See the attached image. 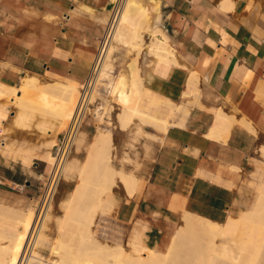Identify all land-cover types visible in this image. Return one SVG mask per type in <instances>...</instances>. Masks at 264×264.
<instances>
[{
	"label": "crops",
	"instance_id": "obj_1",
	"mask_svg": "<svg viewBox=\"0 0 264 264\" xmlns=\"http://www.w3.org/2000/svg\"><path fill=\"white\" fill-rule=\"evenodd\" d=\"M148 1L147 31L158 27L167 35L178 65H170L169 73L157 75L149 87L142 88V82L135 88L142 89L144 113L166 121V129L138 120L129 125L137 124L136 129L122 128L119 123L121 108L111 101L112 85L136 60L133 52L134 59L107 88V111L118 110L119 124L106 125L108 117L85 123L78 133L84 144L79 151L74 148L72 158L85 163L96 135L103 131L108 137L109 133L114 145L99 151L105 150L112 158L108 162L112 168L138 180L137 190L128 197L120 184L118 192L113 189V195H104L100 215L107 209L106 197L112 195L116 203L108 214L100 219L98 215L93 233L110 246L129 250L127 245L132 242L165 253L184 225L185 215L223 225L241 218L258 201L264 180L260 151L264 147V0ZM136 3L144 8L142 2ZM109 4V0H0V83L18 88L31 74L43 78L42 84L53 81L60 87L85 89L108 25L103 9ZM120 45L132 53L129 46ZM109 70L101 81L110 80L112 65ZM61 88L55 94H39L41 104L55 101L68 106L69 90ZM148 91L159 101L147 99ZM33 105L43 109L39 103ZM16 113L7 98H0L1 216L5 209L10 214L11 209L35 207L52 174L44 159L24 160L19 147L42 155L48 151V142L64 136L58 130L42 132L37 127L40 115L30 127H19ZM76 185L77 179L64 180L61 185L59 217L63 215L61 202ZM56 235L53 228L49 236L53 240ZM221 241V246L228 243ZM6 242L0 248H6ZM44 244L41 251L49 257L53 242ZM5 255L0 251V259Z\"/></svg>",
	"mask_w": 264,
	"mask_h": 264
},
{
	"label": "bare ground",
	"instance_id": "obj_2",
	"mask_svg": "<svg viewBox=\"0 0 264 264\" xmlns=\"http://www.w3.org/2000/svg\"><path fill=\"white\" fill-rule=\"evenodd\" d=\"M109 1L112 7L106 10V13L107 17H112L113 22L110 27L105 28L104 37L98 48L97 59L93 65L92 74L89 77L85 89L79 90L72 87H63L62 85L61 88L60 83L57 84L53 81L42 84L43 82L41 83L40 81L43 78L39 80V77H34L35 75L31 76L29 72L28 74L31 77L26 76L23 78L21 81L22 84L18 88L8 87L0 83V98H7L15 106L17 113L20 110V106L23 107L27 99L31 100L30 102L34 104L39 102L38 91H41V93L48 91L55 94L54 92L59 90L57 89L58 87L69 90V92H66L69 93L68 99L67 96H64L66 95L65 93L63 95L68 100H63L68 102V106H64L62 102L60 103L62 105H59L55 101L54 103L51 101L52 105L49 103L50 101L48 103L45 102L44 106L43 104L39 105L43 106L44 110L42 108L41 110L45 111L51 119L49 124L40 130L45 134L58 130L57 134L60 132L64 136L62 137L61 135L62 138L60 137V140L58 138V141L53 140L47 144L45 143L48 151L44 154L42 153V155L37 154L35 149L27 148L26 150H22L20 148L22 146L18 149L22 153L24 160L32 159L33 157L44 159L52 167L51 172L54 174V179L50 181V186L49 188L47 187L45 195L41 196L36 215L33 212L34 207H29L25 210L11 209L12 213L10 214L8 213L10 210L8 209L9 211L7 213L10 216L14 213L17 215H15L16 217H8L9 215L5 212L6 209H3L4 214L1 212L6 217L0 214V245L1 242H7L5 244L6 246L3 244L6 248H0L1 252L6 253L5 257L0 259V264H55L50 258L46 260L41 259L36 251L37 248L43 247L44 242H46L48 238L46 232L50 224L55 226L57 232V238L53 240L54 243L51 246L52 254L59 259H57L59 261L57 264L171 263L172 250H174L171 248H173V245H170L165 253H160L150 250V248L136 247L132 242H129L126 245L130 249L127 250V248L121 245L110 246L103 244L93 235V227L96 224L97 217L104 209V195L112 193L114 187H118V183L122 185V189L128 197H132L137 190L138 180L132 174L125 173L119 169L116 170L114 169L115 167L112 168L108 164L110 157L106 155L105 150L104 152L99 151L103 150L105 146L114 145L109 133V138L106 135L107 133L104 135L103 131L96 135L95 143L93 144V148H91V145V153L89 152L85 163H79L78 160L69 157L74 148L79 151V147L84 140H82V137H79L81 133L78 130H75L71 136L68 133L69 128L74 126L79 108L81 107L82 122L88 116H93L102 121V116L107 111V105L104 102L102 104L97 99L98 94L96 90L100 81L99 76L101 78L108 76V70L111 67L108 60L118 49L120 43L127 45V47L129 46L132 53L145 51L150 55L149 60L146 62L147 71L144 80L145 84L142 88L149 87L157 75L166 76L169 73L170 65H178V62L175 60L174 48L170 45L171 43H169L170 41L164 32H160L158 28H155L154 31L148 33L140 28L143 20V9L134 0ZM131 65L130 63V66L128 65L129 67L126 68L122 76L112 85L111 101L117 105L119 104L121 108L120 113H118L119 116H117L119 123L122 128L126 127L128 129L131 123L133 124L135 120H138L153 126L160 124L159 127L164 131L166 129V121L160 122L158 120V122L142 110V89H137L134 86L133 73L135 71L133 69L135 66L133 67ZM148 92V95H146L148 96L146 97L147 99L151 102L155 100L156 102L159 101L156 98L157 96L153 95V91ZM59 98L62 99V95ZM161 101V103L164 102L163 100ZM163 104L169 106L170 103ZM90 106H94V109H91ZM32 109L37 111L38 108L34 106ZM42 134H39L40 137L45 135ZM22 144L24 143L22 142ZM0 146L3 147V145ZM94 148L95 150L92 151ZM112 148L110 151L114 152ZM106 151L109 152L108 148ZM260 151L262 153L261 155L264 156V147ZM112 154L109 155L112 157ZM60 177L63 180L77 179V185L68 198L61 202L60 208L63 211V215L59 217L53 216L52 211L54 209V191ZM88 192H90L93 202L86 207H81L79 202ZM259 192L258 201L251 211L245 212V214L243 213L241 218L230 219L228 223L223 225L192 216V214L188 215V222L191 228L194 231L204 232L212 241L210 260L220 258L228 264L259 263L264 250V216L262 215L264 210V180L261 183ZM239 225L243 227V242L237 258L232 256L228 251L221 256L217 255L214 252V248L218 241L222 238L228 240L232 237Z\"/></svg>",
	"mask_w": 264,
	"mask_h": 264
},
{
	"label": "rangeland",
	"instance_id": "obj_3",
	"mask_svg": "<svg viewBox=\"0 0 264 264\" xmlns=\"http://www.w3.org/2000/svg\"><path fill=\"white\" fill-rule=\"evenodd\" d=\"M136 1L142 2V4H144L143 5L144 8H142L140 6L143 9V20H142V24H141L140 28L143 31L148 32V33L154 31V29L158 28V27H154L151 31H147V30H150V18H151V13L149 10V1L148 0H136ZM136 1L134 0L135 3H136ZM137 5L139 6V4H137ZM108 6L104 5V9H103L104 12H106V10H109ZM112 22H113L112 17H108V25H106V26L110 27L112 25ZM158 29L160 30V32H163L160 28H158ZM97 53H98V51H97ZM135 54H137V57H136V60L133 62L132 66L133 67L135 66L133 69L135 71L133 73V77H134V84H135L134 86H137L138 84H140L142 82L144 83V80L146 77V71H147L146 62L149 60L150 55L148 52H145V51H141L140 53H135ZM133 59H134V54L133 53L127 54V49L125 48V46L120 45L118 47V49L116 50V52L108 60V62H110L112 65L111 78H110V80L101 81L102 78L99 76L100 81H99V84H98V87L96 90V92L98 94L97 99L102 104H103V102H104V104H108L107 103L108 102V89L107 88H109L108 87L109 83L111 81H114L115 78L120 75L121 71L123 70V67L127 63L131 62ZM44 93H48V91H45L42 93H41V91H38L37 95H38L39 102H37V103L41 104V97L39 96V94L42 95ZM30 101L31 100L27 99L24 103V106L23 107L20 106V110L16 116L15 124L19 127H22V128H28V127H30V125L33 122L32 119L34 120L36 115H40L42 117V121L37 125V127L39 129H41L44 126H46L47 124H49V122L51 120L50 116L48 114L43 115L42 114L43 111L40 108H39L40 110L37 109V111H34V109H32V107H34L33 106L34 103L33 102L31 103ZM108 105H110V103ZM108 105L106 107L107 110L109 108ZM90 107H91V109H94V106H90ZM21 110H24V111H21ZM117 112H118V110L117 109L114 110V108L111 109L110 111H107L106 114L103 116L101 122L104 121L105 117H108L109 121L107 123H105L106 125H108L110 127H113V125H115V124L118 125V123L116 122V118H115V115ZM93 118H94L93 116H88L85 119L84 124L89 122ZM23 122H24V124H23ZM20 125H22V126H20ZM132 126H133L132 128L130 127L131 129L137 128V124H134ZM141 135H143V134H141ZM72 152L69 155V157H72ZM263 160H264V158H263ZM52 179H54V174L50 175V178L47 182L48 188L50 186V181H52ZM63 182H64L63 178L60 177L58 186L56 187V189L54 191V197H53L54 209L52 211L53 216H58L57 201L60 198L59 190H60V187L63 184ZM118 184H117L118 187H114L115 192L119 191V187H120L119 185L120 184L119 185ZM45 189H46V187H45ZM45 189H44V192H45ZM112 195H113V192H112ZM112 195H109L108 197L105 198L106 204H107V209L104 211L103 214L100 215V217L98 219L102 218L104 215L108 214L113 209L116 202L112 201V197H113ZM92 202H93V198L90 196V192H88L87 194L84 195L83 199L80 200L79 205H81V207H86L89 204H91ZM38 207H39V201L35 203V207H34V211H33L34 215H36V213H37L36 211L38 210ZM262 215L264 216V210L262 212ZM48 227H49L48 232H47L48 238L46 241L49 243H52V242L54 243L53 240H55L57 238V235H56V238H54L53 240L51 239V237L49 235H50V233L51 234L53 233V228L55 229V226L53 227V224H50V225H48ZM239 229H240V231H239L240 234L238 233ZM93 231H94V229H93ZM93 235L101 243L106 244V241L100 239L98 237V235L96 234V232H94ZM242 239H243V227L241 225H239L237 227V230L234 233V235L232 237H230L228 240H226L228 242L227 244H225L223 246L220 245L222 243L221 240H225L223 238L218 241L217 245L214 248V252H216L217 255L221 256L226 251H228L232 256L237 258V256L239 255V252L241 250V247H242V242H243ZM172 243L170 245H173V248H171L172 246L170 248L174 249V250H172V260H171L170 264H228L227 262H225L224 260H222L220 258L216 259V260H210L212 241H211L210 237L208 235H206L204 232L194 231L193 228H191V226L188 222V214L185 215L184 225L182 227H180V229L177 231V233L175 234V236L172 240ZM41 249H42V247H39L36 249V251L39 254V257L41 259L46 260V259L50 258L53 260V262L55 264L59 263V261H58L59 259L57 257H55L52 254V252L50 253L49 257H45V254L42 253ZM173 251H174V253H173ZM258 264H264V250H263V253L261 255V259H260Z\"/></svg>",
	"mask_w": 264,
	"mask_h": 264
},
{
	"label": "built area",
	"instance_id": "obj_4",
	"mask_svg": "<svg viewBox=\"0 0 264 264\" xmlns=\"http://www.w3.org/2000/svg\"><path fill=\"white\" fill-rule=\"evenodd\" d=\"M84 121L82 122V120H81V107H80L79 108V111L77 112V115H76V119H75L74 126L72 128L70 127L69 130H68V133H70V136L73 135V133L75 132V130H78V131L81 130V128H82V126L84 124ZM58 183H59V180L57 182L56 187L58 186ZM46 190H47V186H46V189H45V192H44L43 195H45Z\"/></svg>",
	"mask_w": 264,
	"mask_h": 264
},
{
	"label": "water",
	"instance_id": "obj_5",
	"mask_svg": "<svg viewBox=\"0 0 264 264\" xmlns=\"http://www.w3.org/2000/svg\"><path fill=\"white\" fill-rule=\"evenodd\" d=\"M112 7V5L110 4L109 6H108V9H110Z\"/></svg>",
	"mask_w": 264,
	"mask_h": 264
}]
</instances>
